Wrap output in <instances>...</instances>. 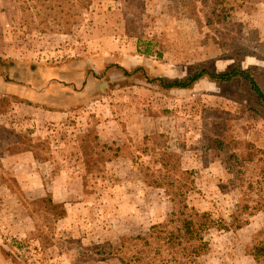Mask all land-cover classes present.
I'll return each mask as SVG.
<instances>
[{
  "label": "rangeland",
  "instance_id": "rangeland-1",
  "mask_svg": "<svg viewBox=\"0 0 264 264\" xmlns=\"http://www.w3.org/2000/svg\"><path fill=\"white\" fill-rule=\"evenodd\" d=\"M78 13L0 0V264H168L173 195L208 241L196 264H257L264 107L245 84L166 90L90 71L177 79L238 62L264 81L250 42L264 41V0H91ZM232 212L247 222L225 229Z\"/></svg>",
  "mask_w": 264,
  "mask_h": 264
},
{
  "label": "trees",
  "instance_id": "trees-1",
  "mask_svg": "<svg viewBox=\"0 0 264 264\" xmlns=\"http://www.w3.org/2000/svg\"><path fill=\"white\" fill-rule=\"evenodd\" d=\"M26 1V0H25ZM30 1V0H27ZM41 4L45 7L47 11V15L51 18L56 17L58 15L64 16L65 12L68 10H73L74 14H79V8H86L89 5L91 0H32ZM77 10H76V9ZM77 11V13H76ZM149 25V24H148ZM254 31L251 32L252 36L250 37V42L252 45L253 51L257 52L260 57H264V41L259 40L254 37ZM139 46L137 48V54L151 56L152 52V42L147 41L145 45H142V41L138 39ZM144 46V47H143ZM157 58H160L162 54L160 52L156 53ZM118 69L127 77H139L142 78L147 84L157 85L166 90L170 89H191L194 85L203 78H208L212 82L220 83V84H229L232 85L234 82L244 83L247 90H250L254 95L255 102L260 106L264 107V81H262L258 74L254 72L252 68H242L238 62H234L229 66L224 72L216 73L211 68L207 66H203L193 72L188 73L186 76L170 79L162 76H153L151 75L147 69L143 66H137L133 69H125L115 62L107 63L103 71L99 74L94 73V71H90L93 77L97 79L105 78L108 75V72L112 69ZM35 106L47 109V106L44 104ZM52 110L51 108H49ZM211 143L202 142L203 147V158H207L208 150L211 149L213 151L216 150L217 147L222 146V143L217 139L210 140ZM226 155L228 154L225 151ZM235 153V152H234ZM235 154L227 155V159L230 160L229 165L227 166V170H232L233 158ZM237 157V156H236ZM245 167L246 165L243 164ZM238 172H243L242 169H239ZM232 182V181H231ZM244 184V183H242ZM168 190V189H167ZM172 202V212L170 214L169 221L172 223H176L175 229L172 228H163L159 231V233L163 234L166 237V241L168 243L167 248H169L170 259L168 260V264H196V255L200 252H206L209 248V244L207 239L204 237L201 229L196 228V223L194 219L189 217L184 211L183 206L181 205L182 200L180 198H176V195L171 197ZM247 205L242 207V212L239 213L242 216V213L246 211ZM235 214V212L231 213V219L229 222L219 220L220 223L225 224V229L230 228H239L244 225L247 221L243 217ZM203 219V229L207 228V220L206 216H201ZM205 219V220H204ZM207 222V223H206ZM157 235H159L157 233ZM163 236V239H164ZM249 254L253 257L257 264H264V244H255L252 248H250Z\"/></svg>",
  "mask_w": 264,
  "mask_h": 264
}]
</instances>
